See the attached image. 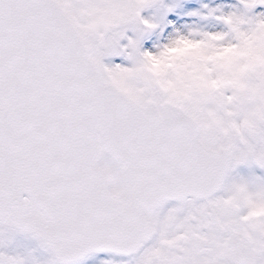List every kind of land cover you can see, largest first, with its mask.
Listing matches in <instances>:
<instances>
[{
	"label": "snow or ice",
	"instance_id": "snow-or-ice-1",
	"mask_svg": "<svg viewBox=\"0 0 264 264\" xmlns=\"http://www.w3.org/2000/svg\"><path fill=\"white\" fill-rule=\"evenodd\" d=\"M0 264H264V0H0Z\"/></svg>",
	"mask_w": 264,
	"mask_h": 264
}]
</instances>
